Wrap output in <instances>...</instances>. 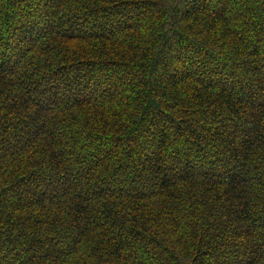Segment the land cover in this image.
<instances>
[{
  "label": "trees",
  "instance_id": "trees-1",
  "mask_svg": "<svg viewBox=\"0 0 264 264\" xmlns=\"http://www.w3.org/2000/svg\"><path fill=\"white\" fill-rule=\"evenodd\" d=\"M0 264H264V0H0Z\"/></svg>",
  "mask_w": 264,
  "mask_h": 264
}]
</instances>
